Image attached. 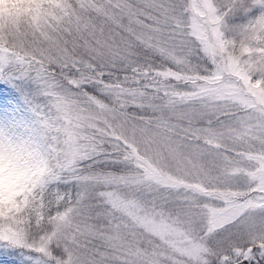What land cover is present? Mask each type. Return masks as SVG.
Here are the masks:
<instances>
[{"label": "snow or ice", "instance_id": "snow-or-ice-1", "mask_svg": "<svg viewBox=\"0 0 264 264\" xmlns=\"http://www.w3.org/2000/svg\"><path fill=\"white\" fill-rule=\"evenodd\" d=\"M0 79V264H264V0H7Z\"/></svg>", "mask_w": 264, "mask_h": 264}, {"label": "rangeland", "instance_id": "rangeland-1", "mask_svg": "<svg viewBox=\"0 0 264 264\" xmlns=\"http://www.w3.org/2000/svg\"><path fill=\"white\" fill-rule=\"evenodd\" d=\"M19 83V82H17ZM0 88L4 89V95H8V90L15 91L13 84L7 80L0 79ZM26 102L27 96H22L21 101L12 109H2L0 110V121L5 123L19 122L26 114ZM2 107V105H0ZM4 195V181L2 176H0V198Z\"/></svg>", "mask_w": 264, "mask_h": 264}, {"label": "trees", "instance_id": "trees-1", "mask_svg": "<svg viewBox=\"0 0 264 264\" xmlns=\"http://www.w3.org/2000/svg\"><path fill=\"white\" fill-rule=\"evenodd\" d=\"M7 2V0H0V3H5Z\"/></svg>", "mask_w": 264, "mask_h": 264}]
</instances>
